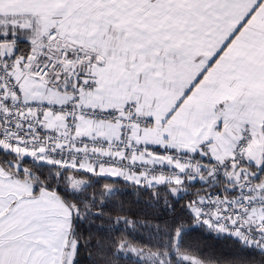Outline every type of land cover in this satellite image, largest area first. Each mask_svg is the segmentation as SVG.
<instances>
[{
  "label": "snow or ice",
  "instance_id": "snow-or-ice-1",
  "mask_svg": "<svg viewBox=\"0 0 264 264\" xmlns=\"http://www.w3.org/2000/svg\"><path fill=\"white\" fill-rule=\"evenodd\" d=\"M131 256L264 264V0H0V264Z\"/></svg>",
  "mask_w": 264,
  "mask_h": 264
},
{
  "label": "trees",
  "instance_id": "trees-1",
  "mask_svg": "<svg viewBox=\"0 0 264 264\" xmlns=\"http://www.w3.org/2000/svg\"><path fill=\"white\" fill-rule=\"evenodd\" d=\"M23 47V44H21ZM115 184L116 187L122 190V195H118L115 198H111L107 202V208L105 209L106 215H111L112 221H115L117 216H126L128 219H136L142 221L145 217L152 218L153 215L159 213V208L156 207L153 202L149 199L148 192L137 190L132 185H125L122 182H117L112 179H100L98 181L99 187H102L104 184ZM201 188L199 183H196L191 189L190 193H195L198 189ZM127 189L126 191H123ZM163 191V189H161ZM203 195V192L201 193ZM183 195V199L180 200V204L186 203L189 199H195L194 195ZM179 207V205H177ZM123 209V211H121ZM162 216H166L167 213H161ZM143 231L144 235H147V230H129L125 231V226L123 223L120 224L119 229L112 231L109 235L119 241L120 239L127 240L130 244L135 246H142L143 243H147L146 239H142L140 233ZM208 244L212 245L211 249L205 248V253L209 250H214L217 254H226L232 249L230 245L226 242H212L208 241ZM114 251V249H113ZM114 264H134L135 258L125 259L121 257L116 259L112 257ZM86 264V262H85Z\"/></svg>",
  "mask_w": 264,
  "mask_h": 264
},
{
  "label": "rangeland",
  "instance_id": "rangeland-1",
  "mask_svg": "<svg viewBox=\"0 0 264 264\" xmlns=\"http://www.w3.org/2000/svg\"><path fill=\"white\" fill-rule=\"evenodd\" d=\"M131 255V254H130ZM132 257H134V256H132ZM135 258V257H134Z\"/></svg>",
  "mask_w": 264,
  "mask_h": 264
}]
</instances>
